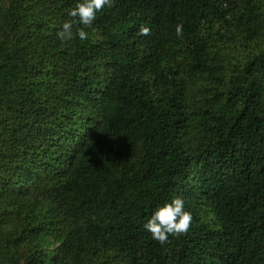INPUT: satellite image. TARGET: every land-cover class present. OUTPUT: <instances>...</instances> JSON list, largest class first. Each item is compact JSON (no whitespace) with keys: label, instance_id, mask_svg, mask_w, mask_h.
Wrapping results in <instances>:
<instances>
[{"label":"trees","instance_id":"16d2710c","mask_svg":"<svg viewBox=\"0 0 264 264\" xmlns=\"http://www.w3.org/2000/svg\"><path fill=\"white\" fill-rule=\"evenodd\" d=\"M78 2L0 0V264H264V0Z\"/></svg>","mask_w":264,"mask_h":264},{"label":"clouds","instance_id":"9594fccd","mask_svg":"<svg viewBox=\"0 0 264 264\" xmlns=\"http://www.w3.org/2000/svg\"><path fill=\"white\" fill-rule=\"evenodd\" d=\"M114 6V0H79V2L68 11V16L73 18L66 20L62 28L57 31V37L61 42L71 41L78 35L81 41L89 38V33L85 28H91L97 18V13L102 12L105 7ZM83 25L73 32L74 23ZM176 35H183L182 24L176 25ZM139 35L147 36L151 34L150 27L141 25L138 30ZM193 216L186 208V200L183 196H174L170 201L158 207L143 228L148 231L152 238L161 244L169 241L170 236H180L187 234L191 228Z\"/></svg>","mask_w":264,"mask_h":264}]
</instances>
